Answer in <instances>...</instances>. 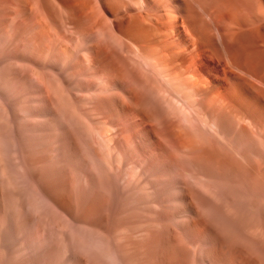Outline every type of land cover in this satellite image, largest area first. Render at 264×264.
<instances>
[{
	"label": "rangeland",
	"instance_id": "obj_1",
	"mask_svg": "<svg viewBox=\"0 0 264 264\" xmlns=\"http://www.w3.org/2000/svg\"><path fill=\"white\" fill-rule=\"evenodd\" d=\"M6 1L0 0V264H264V259L250 253L252 242L264 230V199L239 190L241 184L234 171L226 173L225 185H232L222 187L219 183L222 189L218 197L223 188L227 194L223 192L225 198H218V189L203 168L189 169L190 173L171 162L129 161L131 144L123 142L118 124L93 107L89 88L82 90L74 84L81 77L68 75L78 62L76 57L80 64L91 67L96 46L101 51L111 44L117 50L120 47L118 39L106 40L98 19L97 26L84 15L92 9L91 16L99 14L100 1L87 0L90 4L84 6L83 0H31V7L24 9L15 0ZM73 6L74 11L78 7L80 16L75 15L78 10L73 14ZM20 14L24 15L20 18ZM72 14L75 17L70 20ZM78 17L83 21L76 20ZM94 24L92 29H102L91 33ZM84 25L89 29L85 31ZM62 43L69 46L70 53L62 56L60 52L56 58V45ZM39 48H44L40 57L36 55ZM129 51L127 55L136 57L135 50ZM97 75L91 77L98 83L103 77ZM104 85V81L98 83L97 94L118 95L129 104L124 88ZM186 91L184 98L188 100L190 92L184 88ZM180 112L187 113L185 108ZM205 120L202 127L214 133L212 124ZM100 129L106 132L104 139L99 137ZM68 132H72L70 137ZM92 146L103 166L120 171L128 181L88 183L82 175L85 165L93 160ZM79 156L85 161L76 165ZM91 170L96 174L94 167ZM214 173L220 171L214 169ZM218 200L233 203L230 210L241 206L240 211L236 208L238 217L229 228L219 226V218L212 215ZM230 212L227 210L225 216L233 215ZM226 244L233 249L228 245L226 250ZM227 255L236 256L232 260ZM219 257H224V262Z\"/></svg>",
	"mask_w": 264,
	"mask_h": 264
},
{
	"label": "bare ground",
	"instance_id": "obj_2",
	"mask_svg": "<svg viewBox=\"0 0 264 264\" xmlns=\"http://www.w3.org/2000/svg\"><path fill=\"white\" fill-rule=\"evenodd\" d=\"M15 1L22 8L32 2L31 0ZM88 1L90 2V0ZM88 1L83 0L82 5L84 3L89 5ZM99 1L101 3L99 14L91 16L94 10H91L90 7L91 11H88L91 14L82 12L88 19L82 16L87 20H93L92 23L95 22L97 26L96 19H98L101 22L100 25L102 24L104 31L102 34L106 40H108L107 38H114L115 41L118 39L120 47H117V50L111 44V47L113 46L112 48L117 50L116 52L112 51L111 47L112 50L107 48L108 50L101 51L96 46L94 49L96 57L92 58L91 67L88 68L80 64V59L76 57L79 63L76 61L75 65L69 69V73L66 72L65 75L73 73L75 77H81L76 78L74 84L81 86L82 90L89 88L93 107L110 122L118 124L119 128L117 129L121 131L123 142L131 144L127 159L141 161L145 158V160H149L147 163L155 161L154 163L158 162L156 163L158 165H161L160 163L166 165L164 162H171L181 171L187 172L189 169L198 171L203 168L205 169L204 175L209 177L218 189H216L218 193L215 192L217 197L222 187L228 183L227 171H234L238 175V185L241 184L237 185L238 189L242 188L245 194H249L253 198L264 199V0ZM99 5L96 6L99 7ZM73 7L71 9L73 14L78 10V14L75 15L80 16L78 7L75 11V7ZM84 9L85 7L82 8V11H85ZM73 14L69 17L70 20L75 17ZM23 15L20 14V18ZM81 18L78 17L76 20ZM83 19L81 20L83 21ZM36 20L38 23L39 19ZM84 21L86 22V20ZM63 23H65L64 20ZM86 24L89 26L88 22ZM96 24L91 25V30L88 28L91 33L94 30L92 26ZM82 27L80 26V29ZM73 28H75L74 25ZM83 28L85 30V25ZM99 29L102 28L99 27ZM46 31L43 30L47 36L49 31L47 29ZM62 44L56 45L58 54H55L59 55L62 52L60 54L66 56L70 53V48ZM129 47L137 52L136 57L129 55L132 53L127 55ZM39 49H37L36 55L39 54L40 57L42 53L39 52H44V48ZM58 57L60 55L56 56V58ZM97 74L103 77V80L100 79V81H104L105 85L117 84L124 88L129 104L125 103L118 95H111L108 92H106L108 94H103L102 91V94H97L96 90L100 82H96V78L99 76ZM186 74H190V76H186ZM37 75L39 77V73ZM94 75H96L95 79L91 77ZM129 81L133 86L129 85L131 84ZM172 83L174 85H171ZM135 84L137 87H134ZM99 85L101 86V84ZM184 88L190 92L188 100L184 98L187 93V91L183 92ZM172 97L178 104L173 102ZM181 107L183 110L186 109V114L180 112L183 111ZM203 119H206V124H212L214 133L202 127ZM99 132V137L104 139L103 135L106 132L102 129ZM68 133L70 137L72 132ZM92 150L93 160L89 166L85 165L86 169L82 175L88 183H95L94 180L108 182L121 180L125 182L127 180L120 171L112 172L103 166L97 149L93 148ZM81 156L76 157V165L85 161ZM91 167L96 169V174L93 173ZM140 167L142 168V166ZM214 169L219 170L220 174L215 175ZM193 171L189 170L190 173ZM194 173L193 176L196 174ZM219 183L224 185L221 187ZM232 184L229 182L227 185L229 187ZM223 189L225 192L226 188ZM223 192L222 195H225ZM222 195L218 198H221ZM219 200V205L211 204L213 206L212 215L219 218L216 221L219 222V226L229 228L237 211L241 210V206L239 208L232 206V210H230L233 203L229 204L227 200L228 204L227 202L222 204L221 201H224ZM227 210L228 213L231 211L230 214L233 212V215L226 214L227 216H225ZM256 224L255 222L254 225ZM261 232V235L257 234L260 237L255 236L258 239L254 237L256 241L252 242L254 250L249 252H254L256 256L264 259V230ZM226 245L227 250L229 244ZM233 247L231 245L232 249ZM235 256L233 255L231 259L234 260ZM219 259L224 262V257H219Z\"/></svg>",
	"mask_w": 264,
	"mask_h": 264
}]
</instances>
